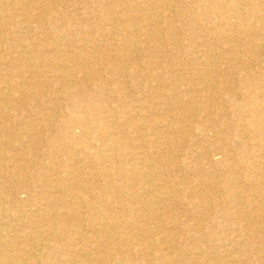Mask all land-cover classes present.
Masks as SVG:
<instances>
[{"label": "rangeland", "instance_id": "1", "mask_svg": "<svg viewBox=\"0 0 264 264\" xmlns=\"http://www.w3.org/2000/svg\"><path fill=\"white\" fill-rule=\"evenodd\" d=\"M137 1L139 2V4L142 3L141 5L146 6L149 9L148 16H150L149 18L152 21H145L142 14L137 13L135 10H130V6H132V4ZM163 1L172 2L175 5L174 12H172L173 9L166 10L162 13L156 12L154 10L153 4ZM184 1L188 2V6L186 5V2L184 4L182 0H38V2L33 5H29L27 0H0V65H8L9 60L14 58L13 51L15 50L14 46L17 45L16 40L22 38L24 39V41L21 43V45L18 44L19 47L17 48V50L22 48L20 46H24L23 48H29L28 46H31V48L34 49V52L27 51L22 54L25 59V63L23 62V64H19V66L22 69H24L28 64H36L37 66L44 64L47 66L46 70L42 69V72H40V67H37V71L39 70L38 78H40L42 82L41 84H45L46 86H41L39 83L34 87H25L27 91H35V96L30 97L19 93V91L23 90L24 88L18 89L15 87H13L14 90H12L11 94L14 95L12 101L5 102L4 100H2V97L0 95V121L2 119H5L9 128L7 131L8 137L14 138L15 141L16 138H20L19 136L22 135L21 133L23 132L17 130L19 126L16 127V125L22 124V127H30V131L34 133L35 136L33 138L34 142L38 141L43 144L44 147L42 146L43 148L41 147L34 153H38L39 158L45 164L35 167L32 172L28 171V179L30 181H32L34 177L47 176L50 179H55V175H59L60 177L63 176V178L66 180L76 178V180L78 179V181H80L82 184L85 183V188H88L91 185L89 188L92 187V189H95L94 186L96 183H93L92 177L94 176V174L98 173L100 167L97 165V163L91 164L89 163L91 161L88 160L87 162V159H83V154H81L82 152H80V150L84 147V143L86 142V140H89V138L77 127H71L72 125L76 124L74 120L72 121L71 125L70 122L68 123V125H70V129H68L67 131L72 138H75L78 141V145H69V143H64L62 147L63 153H60L59 150H57V148L60 147V144H58L59 142H55V140L60 139L61 136L67 132L64 130L63 133L60 128L63 124L62 122L65 120V116H63V114H69L70 111L72 112L75 110H79L82 113V107L80 106L81 104L79 103V101L84 99V96H86V94L83 92L75 94L74 98L76 100L74 101H71L69 99L70 94L78 91L79 88H93V95L95 96L94 101L89 102V105L87 107L90 108L93 114H96L97 117L106 115V107L111 108L114 116V118H112V123L113 121H115L113 124H117L116 128H122L123 131H125V134L115 135V137L118 138L121 154H127L130 151L129 149L131 144L137 146L135 140H133L134 134L132 133L135 128H137L139 131L142 130V132L148 134V131L152 126V133H158L157 135L159 137L156 147L152 143V149L150 147L141 148L138 150L136 149L137 152L141 153L144 157L146 154L148 155V157H150H147L148 161L151 159L150 161L152 162V166L154 169L153 173L157 174L158 177L148 176L144 177L142 181H140L139 177L135 176V178H133V180H135L134 189H132L131 202H128L131 206L128 207V209L124 213L122 212L120 214H117L115 216V218H117L111 221L112 224L109 222L110 219H107L104 213L99 214L102 220L96 221V223L102 222L108 229H111L110 227L113 225H116L115 227H117V231L113 232L112 230H109L105 234V236L109 235L114 238L113 236H116L119 233L122 235L121 238L131 242L130 245H135V242L137 243L141 241V237L143 235L142 230H148L150 232L152 242L155 241L154 244L149 247L150 249L148 248L151 255L150 263L148 264H170L168 260L161 259L168 258L164 256L167 253L166 248H168L173 255L178 254L182 257L180 258V260L178 259L176 261V264H181L183 259L193 260L194 264H244L241 263L240 259H243L245 257L256 258L255 256L257 254L252 250L253 247H251V245L255 246L260 243L259 245H262V249L264 250V233H262L263 231L260 230L261 223L263 221L261 217L257 219V216L255 214L247 213V218H244L245 221L233 222L235 223L234 227L236 230L240 228L238 231H240L244 225L248 226V228L251 230L250 233L252 234L254 239L256 237L255 240L257 244L255 243V245L251 244L249 246L244 242L243 245H241V248L242 251L246 252V254H236L234 253L235 248H237L236 246L226 245V247L224 246V249L225 251H227V253L222 254V252H211V249L212 251H214L212 247H210V249H207L211 239H208L206 241L207 243L204 244L201 240L198 239V235H200L201 232L199 231L202 230L203 226H213V222H217L218 224L223 225L229 224L230 222H221V220L217 219L212 220V211L204 212L199 208V210H197L198 212L195 213L196 215H192V212H187L185 211V209L189 208L188 203L190 201L194 202L197 200L194 197V191L197 192L200 198H202L203 200L205 199L208 204H210L209 202H213L215 198L218 197L217 194H214L212 190L208 188V186H205L204 184L197 185L194 184L195 182H208V184H211L214 187L218 186L220 183V186L218 187L221 190V195H218L219 197H226L230 193L237 192L238 189H236L233 185H227V182L224 180L236 178L237 180L241 181V179L246 177L244 171L239 167V162L237 159L239 148L235 143L237 137L235 136V133H233L232 129V126L236 124V122H239V119H236L235 117L236 108L232 105L231 102L234 99H230L229 101L226 94L219 93L220 89L219 87H215V84H218L223 80H232L233 78L238 76L237 74H243L244 72L242 67H245V65L241 66V64H224L223 60H230L235 58L233 55L228 54L227 48L229 46L234 48L236 56L241 57L248 62L247 64L252 68V70L256 67H259V65L264 66V49L262 47L258 48L256 46L257 42H264V39H262L264 38V14L259 13L258 10L253 9L248 5H242V0H223L220 4L223 9H221L220 12L216 14V16L212 15L211 13H208V16H205L207 14V6L203 1ZM49 4H55V7L59 12L65 10L69 11L71 16L67 18L58 13H55V16H52L49 12L46 11V8ZM101 5L104 6L105 9H108V11L109 9L114 12L120 11L122 14H111L107 16L108 19H104L105 16L103 14H105V12H102L100 8ZM187 7L192 8V11L197 16L196 23L198 25L201 24L202 26L201 29L199 28L200 30H196L195 28H193L191 22H189ZM221 13L226 16V23L223 22V19L221 18L223 15H220ZM159 16H161V19ZM238 16L245 17L244 22H242L240 18H238ZM35 19H38L39 21L35 22ZM151 22H156L155 25L157 27L155 28V33L153 34L152 38L148 34L150 29L148 24H150ZM52 23L56 25V27L57 24L62 26L64 23L69 26L71 31L65 32V30H62L63 33L54 34L51 29ZM250 23L251 25H249ZM246 24L248 26H246ZM96 26L102 27V32L104 34L103 38L108 39V42L110 44L112 43V38L117 39L119 38V36L122 37L126 36L128 33H135V35L132 36V38H134L136 41L135 51L129 52L125 48V50L127 51L123 52L122 54H132V56H137L136 58L140 65L143 68H148V76H144L145 74L142 73L138 76L133 75L131 79H123L120 77L118 78V80H122L124 84L119 92H116V87L113 83H111L115 80V76H112L111 79L108 78L107 73L104 72L105 68H108V66H119L120 71L126 70L125 72H129L130 74L132 71L129 68L130 65H125V63L119 61V50L115 51L112 45H108V47L103 46V42L100 41L99 37L101 34H98L95 31L94 27ZM87 29H89V31ZM207 29L208 32L205 31ZM221 36H223L224 38H222ZM41 40H45V42H41ZM81 41L84 42L82 43ZM130 47H132V45H129V48ZM54 48H57L59 50L58 57L60 60H62L59 62H63L64 66L66 67V69L63 71L55 69V66H57L55 65L57 60L54 59V56L57 55L54 54L53 56L50 51ZM219 48H222V54L218 53ZM245 50H247L248 53L252 52V56L246 54ZM71 54L77 55V59L72 61L70 59ZM202 54L208 55L206 56V61H204V67L210 70L217 69L219 71L218 76H209L208 79H211L207 81L208 83L204 82V80L202 79L204 77L200 75L198 71L200 67L199 62H197V60L195 61V57H201ZM214 59L217 61L215 62ZM255 60H260L262 64H254ZM77 61L80 62L76 64ZM149 63L151 64V66L148 65ZM10 70L14 71V69L10 68L9 72ZM94 70H97L98 74L100 73V76H102L101 80L98 81L96 79H93V76H96L91 74L95 73ZM143 71L146 70L143 69ZM55 74L62 75V77L64 78L63 80L65 81L60 80L57 82V80L54 78ZM83 76H85V78H83ZM113 78L114 80H112ZM7 79L9 83H11V81L16 82L18 80L20 82L33 83V80H28L25 74H22L17 78L16 76H14ZM51 82L55 85H52ZM228 82L230 84V88H235L234 90H236L237 96H248L247 91L241 86V84L236 83L234 85L233 82ZM260 84L261 81H259V85ZM4 86V84H0V88H3ZM51 88L57 89L55 94L50 93ZM102 88L106 89V92L101 91ZM129 89H132V91ZM173 90H179L180 96L176 97L172 95L174 93ZM110 94H112V97H110ZM45 96H56L58 97V99L60 98V100L54 102L55 104L50 103L46 105L47 102L41 101V99L45 98ZM119 96L122 99H119ZM192 98H195L194 102L196 105H192ZM130 99H133L135 103L140 107L137 113L128 109L130 108ZM176 102H178L179 104L175 105ZM116 107H118L117 110L115 109ZM218 114L226 115L224 116V118L227 121V129H225V126H222L223 121L221 120V118H219ZM9 117H11V120ZM43 118H49V122L52 125V131H46V127L44 125L45 120L42 121ZM82 119H84V117ZM76 120L78 121V119ZM49 122L47 123L49 124ZM208 122L214 124L213 126H215V130H222V133L219 134V137H224V140H227L230 147V152L235 157V159L233 158L231 160L223 162V160H226L225 158L221 159V157L214 156L212 157V160L210 159V161L206 163L202 162V156L206 144H201L203 142H201L199 139L200 132L196 128L200 126L202 127L203 125L208 124ZM163 124H168V128H162ZM168 131L170 132L169 135ZM98 133L99 132H97L96 130L94 133H91L90 136L91 143L96 147V149H98L99 144H101V137ZM15 135H17V137ZM211 135V132H209L208 136L210 137ZM13 136H15L16 138ZM241 136L244 137L246 135L241 133ZM149 137L150 136H147L146 140ZM154 137L156 136L152 135V141ZM7 140L8 139H4L0 133V161H2L3 163L5 160L4 163H6L7 165H11L10 162H7V160L10 158L12 153L14 154L15 152H20L18 151L19 144H13L14 150L9 151L7 147L4 146ZM23 145H25V148L27 149L29 147L35 148V145L31 144L30 142L24 143ZM52 150L55 154L51 155L50 157L48 156V154L52 152ZM22 151L25 150L23 149ZM144 152L146 154H144ZM52 157L55 159L53 160ZM169 160L170 162H172L171 166L170 164H168ZM50 161H54L55 163L59 161L62 164H68L69 166H71V164L73 163V166H71V169L74 170L72 171V177L67 174L68 170L66 169L62 170V173L58 172V174L50 172L49 170L47 172L46 169H48ZM137 161L138 159H136L135 162ZM196 162L199 164H197ZM133 163L134 161L130 162V165H135ZM82 168L84 171H82ZM255 168L260 169V167ZM197 169L201 170L199 173H197L199 174V176H201V178H199L196 174ZM206 171L211 172V178L206 177ZM254 171H251V173L255 174ZM48 173H53L54 176L49 175ZM203 174L205 176H203ZM225 174L228 176L225 177ZM217 179L218 181L220 179L221 180L218 182ZM140 182L144 183L145 188H152V192L149 196L144 193V190H140ZM6 184L8 183H6L5 180L3 182L4 186H2L4 189H1V191L6 190ZM164 184L172 185V189L174 191L180 190L179 192L177 191V199L180 203L185 204L184 207L186 208L180 207L174 211V215L178 216L176 220L171 219L172 215L170 212L162 210V208L164 207L161 205L160 199H162L161 197H163L161 187ZM120 185L121 180L119 178L116 179L115 177L114 183H111L109 187H115L116 189L120 187ZM155 185L157 186L156 191L154 190V188L156 189ZM103 188L104 186H102V189ZM158 188L160 189L158 190ZM252 190L253 189H249L246 191V197L235 196V198L231 199V201L228 203V206H226L224 210L231 211V203L240 200V203L244 202L240 204L242 208L240 209L241 211L247 209L248 203H251V200L252 202H255L256 205H259L260 201L263 198H259L258 195L262 193L264 196V189L256 191ZM20 191L22 190H19L17 192ZM17 192L14 198L13 196L7 194L6 196L0 197V201L2 202V204H4L3 206L6 210H10V213L11 211H14L15 213L18 211L17 208H10L9 201L12 198L18 199L20 202L25 201L27 198L24 190L18 194ZM98 194V190H94L91 195H94L93 197H95ZM84 195L85 196L82 195V197L85 200L88 198L89 194L86 193ZM133 202H135L137 205H134ZM95 203L102 204V202H100V200L98 199H95ZM143 204L149 206L147 207L146 211L141 208V205ZM242 205L245 207H242ZM22 210L24 214L25 211H27V207ZM213 210H216V208H214ZM82 211L85 212L84 209ZM96 212L98 213L100 212V210L98 209L96 210ZM263 213L264 209H261L260 214ZM85 215L86 217H84L87 220H90L89 214ZM144 217L148 219L146 220ZM149 217L152 218L153 223H147L148 220H151ZM5 220H0V224ZM178 222H180V225H176V223ZM7 223L10 225L12 230L10 228L7 229L3 227V230L1 231L3 237L9 238L11 237V235L14 236L17 232L19 234V230H21L22 228H18L19 226L17 225V223H14L10 220ZM95 226L98 228V225L95 224ZM40 230L26 228L23 229L24 234H27L29 237H18V239L14 241V243L16 244H12L10 242V238L8 241L6 240L8 243V247L4 246L3 248H0V258H3V253L11 256L19 254V252L25 254L23 255L25 257L23 258H43L47 249H42L40 246L35 248V246L33 245V240L30 238L31 235L38 236L43 234L42 232H39ZM213 230L215 235L221 236L225 233V231H219L218 229ZM96 231H94L93 235L91 236L97 241L98 246L100 245V254H104L105 248L103 244V236L99 235ZM229 233L231 234V232ZM229 233L228 235H230ZM243 234L244 232H237V235H240L242 237H244ZM164 237H169L172 242L165 241L163 239ZM45 242L41 243L44 244ZM84 242H86V239L82 242L79 241V245L75 247V250L78 249L79 252L76 251L75 253L66 251L64 252V250H62L63 244L65 242L52 241L55 250H58L59 255H57V257L59 258H80L82 250L79 248L83 246V248L85 249ZM28 243L30 245H28ZM146 243L149 242L146 241ZM224 243H226L225 240ZM139 244L141 246H144L142 242H140ZM114 245L117 247L119 243L115 241ZM149 245L150 244H148V246ZM26 246L27 248H25ZM89 246L87 248L90 250L96 248L95 244L89 243ZM93 251L94 250L90 251L92 254L89 257L94 259L98 258L97 260H100L99 255L94 254ZM193 253L194 255H192ZM201 253L202 255H204L202 256ZM209 253H213L214 255H209ZM26 254H29V256H26ZM119 258H121V256ZM212 258H216V261H210L212 260ZM208 259L210 260L208 261ZM258 263L259 262H256L255 260L252 262V264ZM99 264H101V260ZM106 264H112V262L109 261ZM126 264L130 263L128 262Z\"/></svg>", "mask_w": 264, "mask_h": 264}, {"label": "bare ground", "instance_id": "2", "mask_svg": "<svg viewBox=\"0 0 264 264\" xmlns=\"http://www.w3.org/2000/svg\"><path fill=\"white\" fill-rule=\"evenodd\" d=\"M66 1H68V0H66ZM159 1H161V0H159ZM196 1H198V2L203 1L205 3V5L207 6V8H206L207 14L205 16H208V13H211L212 15L216 16V14L219 13L221 9H223L222 6L220 5L223 0H196ZM27 2L29 5H33V4H36V2H38V0H27ZM182 2L185 4L186 1L182 0ZM242 2H243L242 5H244V6L248 5L249 7L258 10L259 13L264 14V0H242ZM141 4L142 3L139 4L138 1L133 3L132 6H130V10L131 11L135 10L137 13L142 14L144 16L145 21H150L151 20L149 18L150 16H148L149 9L146 6H143ZM153 5H154V10L158 13H162L166 10H172V9H173L172 12H174V6L175 5L172 2L163 1V2H157L156 4L154 3ZM186 5L188 6V2H186ZM55 6H56L55 4H53V5L49 4L46 8V11L49 12L52 16H55L54 15L55 13H58L64 17H67V18H69V16H71L69 11L65 10V11L59 12ZM100 8H101L102 12H105V14H103L105 16L104 19H108L107 16H109L111 14L117 15V14L121 13L120 11L114 12V11H111L110 9L108 11V9H105L104 6H102V5L100 6ZM242 8H244V7H242ZM84 9H85V7H84ZM187 10H188V14H187L188 19H189V22H191L192 27L195 28L196 30H200L202 26H201V24H199L200 25L199 26L196 23L197 16L192 11V8L187 7ZM44 13H46V12H44ZM220 15H223V14L221 13ZM159 17L161 19V16H159ZM221 18L223 19V22H225L226 16L223 15ZM238 18H240V20L242 22H244L245 17L238 16ZM208 19H209V17H208ZM38 21H39L38 19H35V22H38ZM155 24H156V22H151L150 24H148L149 28H150L148 34L151 38H152L153 34L155 33V28H157ZM249 25H251V23ZM246 26H248V25L246 24ZM94 28L98 34L99 33L101 34L99 37H100V41L103 42V46L108 47V45L109 46L112 45V47L114 48L115 51L116 50L120 51L119 61L125 63V65L126 64H128V66L130 65L129 68L132 71L131 74L129 72H125L126 70L124 71L123 69H122L123 71H120L119 66H117V67H115V66L109 67L108 66V68H105L104 72L107 73L108 78L111 79L112 76L113 77L115 76L114 77L115 80L113 78L112 80H114V81L111 83H113L114 86L116 87V89H117V90L115 89L116 92L117 91L119 92V90L123 87V84H124L122 82V80L119 81L118 78L121 77L123 79L124 78H130L131 79L133 77V75L138 76L139 74H142V73L145 74L144 76H148V74H149L148 68H143L140 65V63L137 61V58H136L137 56L136 57L132 56V54L131 55L130 54H127V55L122 54L123 52H125L127 50L129 52L135 51L136 41L134 38H132V36H134L135 33H130V34L128 33L126 36H122V37L119 36V38H117V39L112 38L111 39L112 43L110 44L108 42V39L103 38L104 34L102 32V27L96 26ZM51 29H52V32L54 34L63 33L62 30H65V32L71 31L69 26H67L64 23L62 26L57 24V27H56V25H54L52 23ZM87 30L89 31V29H87ZM32 31H33V29H32ZM205 31L208 32V29ZM114 36H115V34H114ZM221 37L224 38L223 36H221ZM262 39H264V38H262ZM173 40H175V39H173ZM23 41H24V39H22V38L16 40L17 45L14 46L15 50L13 51L14 58L11 57L12 59L9 60V64L8 65H4V64L0 65V68H1L0 84L5 85L3 88H0V95L2 97V100H4L5 102L12 101L13 96H14V95H11L12 90H14L13 87L18 88V89L24 88L23 90L19 91V93H22L26 96L33 97V96H35L36 92L35 91H27L25 89V87H28V88L34 87L36 84H39V83L41 86L45 85V84H41L42 82H41L40 78H38L39 70L37 71V69H38L37 67H40V72H42V69L46 70V68H47L46 65L41 64V65L37 66L36 64L35 65L34 64H30V65L25 64L26 66L24 69H22L19 66V64H23V62L25 63V61H24L25 59L22 56V54H24L27 51L34 52V49L31 48V46H28L29 48H23L24 46H20L22 48L17 50V48L19 47L18 44L21 45V43ZM254 41H255V39H254ZM41 42H45V40H41ZM81 42L83 43L84 41H81ZM203 42H204V40H203ZM129 45L130 46L132 45V47L129 48ZM137 45H139V44H137ZM256 46L258 48L262 47L264 49V42H261V43L257 42ZM125 48L127 50H125ZM95 50H97V49H95ZM50 51L53 54V56H54V54L57 55V56H54V59L57 60V62L55 64L57 66H55V69H57L59 71L65 70L66 67L64 66V63L59 62V61H62L58 57L59 50L57 48H54ZM234 51H235L234 48L231 46H229L227 48L228 54L233 55L235 58L230 59V60H223L224 64H229V65L241 64V66L245 65V67H242L244 70L243 74H237L238 76L233 78L232 79L233 81L232 80H228V81L233 82L234 85L236 83L241 84V86L247 91L248 96L247 97H240V95L237 96L236 90H234L235 88H233V87L230 88V84L227 80L226 81L223 80L222 82H219L218 84H220V85L215 84V87H219V89H220L219 93L226 94L229 101H230V99H234L231 102H232V105L236 108L235 117H236V119H239V122L238 123L236 122V124H234L232 126L233 127L232 129H233V133H235V136L237 137L235 143L237 144V147L239 148V152L238 153L236 152L238 154L237 159L239 162V167H240V169H242L244 171V173L246 174V177L243 176L244 178L241 179V181L237 180L236 178L224 180L227 182V185H233L236 189H238L237 192L230 193L226 197H222V196L219 197V195H221V190L218 187V186H220V183L218 186H216V184H215L216 187H214L211 184H208V182H202V181L195 182L194 184H197V185L198 184L199 185L204 184L205 186H208V188H210L214 194H217L218 197H216L213 202H209L210 204H208L205 199L203 200L202 198H200L199 195L197 194V192L194 191L193 192V193H195L194 197L197 200L194 202L190 201L188 203L189 208H186V207H184L185 204L180 203L179 200L177 199L176 194H178L177 193L178 190L174 191L172 189V185H169V184H164L161 187V191L163 192L162 193L163 197H161L162 199H160L161 205L164 207V208H162V210H164L166 212L167 211L170 212L172 215V218H171L172 220H176L178 217V216L174 215L175 214L174 211L180 207H183V208H186L185 211L192 212V215H196L195 213L198 212L197 210H199V208L201 209V211H204V212L205 211H212L213 212L212 213L213 218H214V219L212 218V220L217 219V220H221V222H224V221L230 222L229 224H226V225L218 224L217 222H213L214 223L213 226L212 225L210 227H208V226L204 227L203 226L202 230L199 231L201 233H200V235H198V239L201 240L204 244L207 243L206 241L208 239H211L209 242L210 244L208 245L207 249H210V247H212L214 249V251H212V249H211V252H213V253L215 251L218 253L222 252V254L227 253V251H225V249H224V246L226 247V245L236 246L237 248H235V250H234V253H236V254H240V253L246 254V252L242 251V248H241V245H243L244 242L246 243V245H249V246L251 244L255 245L256 237L254 239V237L250 233L251 230L248 228V226L244 225L240 230L241 232H244V234H243L244 237L237 235V232H240V231H238L240 228L238 230H236L234 227L235 223H233V222L234 221H236V222L245 221V219L247 218V213L255 214L257 216V219L260 217L262 218L263 221L261 223L260 230L263 231L262 233H264V213L260 214L261 209L262 210L264 209V200H263L264 196L262 193L260 195H258L259 198H263L260 201V204L256 205L255 202H252V200H251L250 201L251 203H248V207H247L248 210L247 209L243 210V211L240 210V209H242L240 204L244 203V202L240 203L241 200L231 203V205H230V208L232 209L231 211H225L224 210V208L226 206H228V203L231 201V199L235 198V196L246 197L247 196L246 191L249 189H253L252 191L264 189V100H262V99H264V66L259 65V67H256L255 69H253L254 70L253 71L252 68L250 66H248V64H247L248 62L246 60L242 59L241 57L236 56L235 55L236 53ZM218 53L219 54L223 53L222 48L221 49L219 48ZM245 53L252 56L251 55L252 52L248 53V51L245 50ZM206 56H208V55L202 54L201 57H195V61L197 60V62H199L200 67H199L198 71H199L200 75H202L204 77V78L201 77L204 80V82L209 81L211 78L210 79H208V78L211 75H214L215 77L219 75V73H218L219 71L217 69L216 70H210V69L204 67V61H206V59H207ZM70 59L72 61L76 60L77 55L71 54ZM26 60H27V58H26ZM117 61H118V59H117ZM216 61L217 60H215V62ZM79 62L77 61L76 64ZM260 63L262 64V62L260 60H255L254 64H260ZM148 65L151 66L150 63ZM10 68L14 69V71L10 70V72H9ZM87 68H88V66H87ZM143 69H145L146 71H143ZM225 73H227V72H225ZM20 74L21 75L25 74L27 76L28 80L29 79L33 80V83L32 82H30V83L29 82L28 83L20 82L19 80L16 82L11 81V83H9L7 78H12L14 76H16V78H17V77L21 76ZM91 74L96 75V76H93V79H96L98 81L102 79V76H100V73L98 74L97 70L95 71V73H91ZM234 76H236V75H234ZM180 77H178V78H180ZM54 78L57 80V82L64 79L62 77V75H58V74H55ZM83 78H85V76H83ZM212 78H214V77H212ZM45 80H46V78H45ZM151 80H152V78H151ZM151 80H150V82H151ZM63 81H65V80H63ZM259 81H261L260 85H259ZM115 82H116V84H115ZM52 85H55V84L52 83ZM225 86L228 88H226ZM129 90L132 91V89H129ZM56 91H57V89L51 88L50 93L55 94ZM93 91H94V89L91 87H87L85 89L79 88L78 91L70 94L69 99L71 101L76 100L74 98L75 94L82 93V92L86 94V96H84V99H82L81 101L78 100L79 103L81 104V105L80 104L79 105L82 107V113L79 110H75L72 112L70 111L69 114H63V116H65V120L62 122L63 124L61 125L60 128H61V131L64 133V130L67 131L68 129H70V125H71L72 121L74 120L76 122V124L72 125L71 127L72 128L77 127L78 129L81 130L82 133H85L88 136L89 140H86V142L84 143V147L80 150V152H82L81 154H83V159H85V160L87 159V162H88V160L91 161V162H89L91 164L97 163V165L100 167L98 170V173L94 174V176L92 177L93 183L94 182L96 183L94 186L95 189H92V187L89 188L91 185L90 186L88 185L89 187L85 188L84 187L85 183L82 184L80 181H78V179L76 180V178H71L69 180H66L63 178V176L60 177L59 175H55L56 176L55 179H50L47 176H40V177H34L33 180L30 181L28 179V175H29L28 171L32 172V170L35 167L40 166L42 164H45L39 158L38 153H34L36 150H39L43 146V144L41 142L35 141L37 143L36 144L33 140V138L35 137L34 133H32L30 131V127L28 125H27L28 127H26V128L22 127V124L16 125V127L19 126V128L17 130L23 131L21 133L22 135L19 136L20 138H16L17 135H15L16 137L13 136L16 138V141H17L16 142L14 140V138L8 137L7 131L9 128L7 126L5 119L4 120L2 119L0 121V133L4 139L5 138L8 139L7 142L4 144V146L7 147V149L9 151H13L14 150L13 144L18 143L19 144V145L17 144L19 146L18 151H20L19 153H16V152L14 154L12 153L10 158L7 160V162H10L11 165H7L6 163H4L5 160L3 163H2V161H0V197L6 196V194H7L10 196H13V198H14L16 192L19 190H22V191L24 190V193H26V195H27L26 200L23 202H20L18 199H13V198L9 201L11 209H14V208L18 209V211L16 213L14 211H11V213H10L9 212L10 210L9 211L6 210L5 207L3 206L4 204H2V202L0 201V220L6 219L4 222H1V224H0V248H3L4 246L8 247L7 241L9 240V238L11 239L10 242L12 244H16V243H14V241H16L18 239V237H29L27 234H24L23 229L26 228V229H33V230L42 229L39 232H42L43 234L38 235V236H32L31 235L30 238L33 240V245L35 246V248L40 246L42 249L43 248L47 249L43 258H23V257H25V256H23L25 254L21 253V252H19V254H15V255H11V256L7 255L6 253H3L2 254L3 258H0V264H99L100 260H101V264H106L109 261H111L112 264H126L128 262L130 264H148V263H150V256L151 255L149 253L148 248L150 246H152L155 241L152 242V238H151L150 232L148 230H146V229L142 230L143 235L141 237L140 242H142L144 244V246H141L139 244L140 242H137V243L135 242L134 243L135 245H130L131 242L121 238L122 235L119 233L116 236H113L114 238H112V236H109V235L105 236V234L109 230H112L113 232L117 231V227H115L116 225L115 226L113 225L110 227L111 229H108V228H106L104 223H102V222L96 223V221L102 220V218H100L99 214L104 213V215H106L107 219H110L109 222L112 224L111 221L113 219L117 218V217L115 218V216L117 214H120L122 212L124 213L128 209V207L131 206L128 202H131L132 189H134V182H135V180H133V178H135V176L139 177L140 181H142L144 177H148V176L149 177H152V176L158 177L157 174L153 173L154 169L152 166V162L150 161L151 159L148 161V158H150V157H148V155L145 152H144V154H146L145 157L141 153L137 152V150L141 149V148L150 147L152 149V143L156 147L158 140H159V137L157 135L158 133H152V126L149 129L148 134L145 132H142V130L139 131L137 128H135L132 133L134 134L133 140H135L137 146L134 144H131L130 149H129L130 151L127 154H121L120 153V145L118 143V138H116L115 135L125 134L124 133L125 131H123L122 128H116L117 124H113L115 121H113V123H112V118H114V116H113V112H112L110 107H106L107 108L106 115H103L102 117H97L96 114H93L91 109L87 107L89 105L88 104L89 102L94 101L95 96L93 95ZM101 91L106 92V89L102 88ZM144 91H147V90H144ZM173 92L174 93L172 95H174L176 97L180 96L179 90H173ZM118 94H120V93H118ZM110 95H111L110 97H112V94H110ZM106 96H107V93H106ZM153 96H155V95H153ZM118 98L122 99L120 96ZM239 98H241V99H239ZM58 100H60V98L58 99V97H56V96H54V97L53 96L52 97L51 96L50 97L45 96V98L41 99V101L47 102L46 105L50 104V103L53 104L54 102H56ZM194 100H195V98L194 99L192 98V101H191L192 105H196ZM30 101H32V100H30ZM129 104H130L129 105L130 108H128V109L130 111H133L136 113L139 111L140 107L135 103V101L133 99L129 100ZM178 104H179L178 102L175 103V105H178ZM73 107H76V106H73ZM117 108L118 107H116L115 109L117 110ZM72 114H73V116H72ZM101 115H102V113H101ZM218 115H219V118H221V120L223 121L222 126H225V129H227V121L224 118V116H226V115H224V114H218ZM82 116L84 117V119H82L83 118ZM9 118L11 120V117H9ZM47 119L46 118L42 119V121L45 120L44 125L46 127V131H52L51 130L52 125L49 122V118H47ZM76 119H78V121ZM46 120H47V122H49V124L46 122ZM69 122H70V125H68ZM213 125H214L213 123L208 122V124L203 125L202 127L200 126V127L196 128L200 132L199 133L200 134L199 139L201 142H203V143H201V142L200 143L203 145L206 144V146L204 148V153L202 156V160H203L202 162L206 163V162L210 161V159L212 160V157H214V156L221 157V159L225 158L226 160H223V162L227 161V160H231L233 158L235 159V157L230 152V147H229L227 140L225 141L224 137L223 138L219 137V134L222 133L221 132L222 130H215L214 129L215 126H213ZM162 128H165V129L168 128V124H163ZM96 130H97V132H99L98 134L101 137L100 138L101 144H99L98 149H96V147L91 143V137H90L91 133H94ZM209 132H211V134H212L210 137L208 136ZM241 133L245 134L246 136H244V137L241 136ZM169 134H170V132L168 131V135ZM227 134H228V132H227ZM152 135L156 136V137H154L153 141H152ZM147 136H150V137L146 140ZM29 142L31 144L35 145L36 149L33 147H29L28 149L25 148L26 146L23 144L29 143ZM55 142H59L58 144H60V147L57 148V150H59L60 153H63L62 147H63L64 143H69V145H78V143H77L78 141L75 138H72L68 134V131L64 135H62L60 139L55 140ZM23 149L26 152L22 151ZM163 150H165V149H163ZM53 154H55V153L52 150V152H50L48 154V156L51 157V155H53ZM153 155H154V153H153ZM52 159L54 160L55 158L52 157ZM136 159H138L137 162H135ZM133 161H134L133 164H135V165H130V162H133ZM214 162H215V160H214ZM231 162H234V161H231ZM80 163H81V161H80ZM77 164H79V163H77ZM168 164H170V166H171L172 162H170V160H169ZM197 164H199V163H197ZM71 166H73V163L71 164ZM71 166H69L68 164H62L59 161H57V163H55L54 161H50L49 167L46 170H47V172L49 170L50 172H54V173L58 174V172L62 173V170L66 169V170H68L67 174L72 177V175H73L72 171H74V170L71 169ZM74 166H75V164H74ZM255 167H257V168L260 167V169H256ZM82 171H84L83 168H82ZM200 171H201L200 169H197L196 174L199 173ZM251 171H254L255 174L251 173ZM48 174L53 175V173H51V174L48 173ZM196 174H195V176H196ZM197 175L199 178H201V176H199V174H197ZM205 175H206V177H210L211 172L206 171ZM205 175L203 174V176H205ZM226 176H228V175L225 174V177ZM115 177H116V179L119 178L121 180V185H120V187H118L116 189H115V187L110 188L109 185L111 183H114ZM100 179H101V182H100ZM5 180H6V183H8L9 185L6 184V186H5L6 190L1 191V189H4L2 186H4L3 182ZM198 180H202V179H198ZM217 181H218V179H217ZM140 183H141L139 186L140 190L141 191L144 190L145 191L144 193L147 196H149L152 192V188H150V187L145 188L144 183L143 182H140ZM32 185H34L35 187ZM102 186H104L103 189H102ZM155 187H156V189L154 188V190L156 191L157 186L155 185ZM159 189L160 188H158V190ZM94 190H98V192H99V194L96 195L95 197H93L95 194L93 196L91 195ZM22 191H20V192H22ZM20 192H17V194ZM86 193L89 195H88V198L84 200L82 195L85 196L84 194H86ZM95 199L100 200V202H102V204L95 203ZM133 204L135 205L136 203L133 202ZM25 207H27V211H25V213L23 214L22 209H24ZM147 207H149V206L146 204L141 205V208L145 211L147 210ZM242 207H245V206L242 205ZM214 208H216V210H213ZM83 209L85 212L82 211ZM98 209L100 210V212L97 213L96 210H98ZM246 211H248V212H246ZM85 214H89L90 220H87L85 218L86 217ZM207 215H209V214H207ZM149 218L151 220H148L147 223L152 222V218L151 217H149ZM9 220L13 221L14 223H17V225L19 226L18 228H22V229L19 230V234L17 232V233H15L14 236L11 235V237L7 238V237H3V234H1V231L3 230L2 229L3 227L7 228V229H9V228L11 229L10 225L7 223ZM200 221H202V220H200ZM95 224L98 225V228L95 226ZM176 225H180V222L176 223ZM213 229H218L219 231H225V233L221 236L215 235ZM94 231H96L99 235L103 236V239H104L103 244H104V248H105L104 254H100V252H101V251H99L100 245L98 246L97 241L95 239H93L91 236V235H93ZM229 232H231V234ZM10 233H12V232H10ZM35 233H37V232H35ZM228 233L230 235H228ZM171 237H173V236H171ZM85 239H86V242H84L85 249L81 245H80L81 247L79 248L82 250L80 258H59V257H57V255H59L58 250L57 249L55 250L52 241H54V242L63 241V242H65L63 244V249H62V250H64V252L66 251V252H75L76 253V251L79 252V250L78 249L75 250V247L77 245H79V241L82 242ZM154 239H155V237H154ZM163 239L165 241H168V242L171 241V239H169V237L168 238L164 237ZM163 239H162V241H163ZM224 240L227 244L224 243ZM115 241L119 243V245L117 247L114 245ZM146 241L149 243H146ZM41 242H45L46 244L45 243L43 244ZM89 243L95 244L96 248L91 249V250L88 249L87 247L89 246ZM148 244H150V245L148 246ZM259 244L255 245V246L251 245V247H253L252 250L255 251L257 254L255 256L256 258L245 257L243 259H240L241 263L252 264V262L255 260L256 262H259L258 264H264V252H263L264 250L262 249V245H259ZM28 245H30V244L28 243ZM27 246L25 248H27ZM8 249H11V248H8ZM89 250L90 251L94 250L93 253L98 254L100 257V260H97L98 258H96V259L90 258L89 256L92 253ZM166 251H167V253L164 256H166L168 258H161V259L168 260L170 264H176V261L178 259L180 260V258H182L178 254L173 255L168 248H166ZM208 252H209V250H208ZM213 253H209V255H211ZM197 254H198V252H197ZM192 255H194V253ZM201 255H202V253H201ZM26 256H29V254H26ZM120 256H121V258H119ZM192 258H194V257H192ZM215 259L216 258H212V260L208 259V261L210 260V261L215 262L216 261ZM183 260H182L181 264H194L193 260H189V259H186L184 261Z\"/></svg>", "mask_w": 264, "mask_h": 264}]
</instances>
